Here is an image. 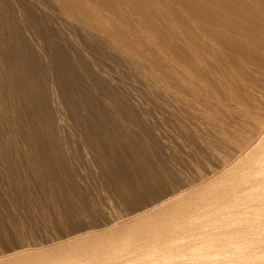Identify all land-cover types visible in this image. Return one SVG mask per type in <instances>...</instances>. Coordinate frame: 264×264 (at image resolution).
<instances>
[{
  "label": "bare ground",
  "instance_id": "obj_1",
  "mask_svg": "<svg viewBox=\"0 0 264 264\" xmlns=\"http://www.w3.org/2000/svg\"><path fill=\"white\" fill-rule=\"evenodd\" d=\"M39 219L0 264L252 263L264 0H0V237Z\"/></svg>",
  "mask_w": 264,
  "mask_h": 264
},
{
  "label": "rangeland",
  "instance_id": "obj_2",
  "mask_svg": "<svg viewBox=\"0 0 264 264\" xmlns=\"http://www.w3.org/2000/svg\"><path fill=\"white\" fill-rule=\"evenodd\" d=\"M90 181H91V184H92V187H90V192H91V190H92V192H91V194H89V195H90V197H91L92 199L94 198L93 201L95 200L96 202H98L97 205L100 204V206L106 207V209H107V207H108V205H109L110 207H108V209H111V210H109V211H111V212H120V211L123 212V210H126V207H127V208L129 207L128 204H127V205L124 204L125 202H124V201H121V200L119 199L118 196H115L116 194H114L113 191H109V189L107 188V185H106V184H105V190H104V189H101V188L99 187V185H96V184H97V180H96V178H93V179L90 180ZM93 183H95V184H93ZM101 190H102V191H101ZM103 190H104V191H103ZM98 192H99V193H98ZM102 192H103V194H102ZM104 193L107 194V195L105 194V198L102 197V195H104ZM98 194H99V195H98ZM91 195H92V196H91ZM96 195H97V196H96ZM106 196L109 197V198L106 199V198H107ZM113 196H114V197H113ZM95 198H96V199H95ZM97 200H98V201H97ZM100 200H101V201H100ZM105 200H106L107 202H108V201H109V202L107 203ZM119 200H120V201H119ZM95 201H94V202H95ZM104 201H105V203H104ZM110 201H111V203H110ZM123 202H124V203H123ZM17 203H18V202H17ZM117 203H118V204H117ZM5 204H6V208H5ZM18 204H19V203H18ZM101 204H102V205H101ZM9 205H10V204H8L7 202L4 203L3 206H2V210H3V209H5L6 211H7V210H10V209H11V206H9ZM104 205H105V206H104ZM8 206L10 207V209H9ZM123 206H124V207H123ZM36 207H37V206H36ZM121 207H122V208H121ZM7 208H8V209H7ZM123 208H124V209H123ZM5 210H4V211H5ZM112 210H113V211H112ZM6 211H5V212H6ZM9 212H11V211H7L6 213H9ZM39 220H40V219H39ZM39 220H38V221H39ZM42 220H43V222H40V221H42ZM42 220H40L39 223H38V221H32V224H30V223L28 222V223L30 224V227H31V228L29 227V225H27V227H26L25 224H28L27 222L25 223V222L20 221V220H16V222L19 221V222H21V224H20L19 222H17V224H16V222H15V223L12 222V223H11V227L9 228L8 231L11 233L10 236H13V235H14L13 237H14L15 239H12L13 237L10 238L9 235L5 234V236H3V237H5L6 239L4 238V240H3V237H0V239H1V240H0V248L3 249V248H5L6 246H9V243L11 242V240H13V241H12L13 243L11 242L10 245H11V244H12V245H16V240H17V239H20V240H26V238H29V237H31V240H28V239H27L26 241H32L33 239H35V240L40 239V240H41V239L43 238V236H44V233L47 232L48 229L50 228L49 225H50V226L53 225V224H51V222H49L48 220H44V219H42ZM64 220H65V219H64ZM45 221H46V224H47V223H50V224H49V225L47 224V225L45 226ZM34 222H36V223L34 224ZM130 222H131V221H130ZM23 223H24V224H23ZM41 223H44V224H42V225H43L42 227L40 226ZM136 223H137V222H136ZM14 224H15V225H14ZM37 224H38L39 226H38ZM16 225H17V226H16ZM24 225H25V227H24ZM31 225H32V226L34 225V226H33L34 228H33ZM35 225H37L38 227L35 226ZM131 225L134 226V224H132V223H131ZM12 226H13V227H12ZM14 226H15V227H14ZM20 226H21V229L19 228ZM17 227H18V228H17ZM35 227H36V228H35ZM12 228H13V229H12ZM23 228H26V229H25L26 231H24ZM27 228H29V229H27ZM37 228H40V229L45 228V231H43L44 229H42L43 232H41L40 229H37ZM46 228H47V230H46ZM10 229H12V231H11ZM34 229H36L35 231H38V230H39L40 233H38L39 231H38V232L31 231L32 234L34 233V234H33L34 238H33V237L31 236V232H30V230H34ZM53 229H57V230L59 229L58 232H56L57 230H53L54 232H52V229H50V231H51L52 234H54V235H55V234L57 235V233L60 234L59 232L62 231V230H60V227H57V226H55V227L53 226ZM14 230H15V231H14ZM19 231H20V232H19ZM27 231H29V232H27ZM50 231H49V233H50ZM134 231H135V230H134ZM134 231H133V230H130V231H129V232H130V235H129V236H132V237H134V238H135V237H138V235H136V234H137V231H136V232H134ZM12 232H13V233H12ZM16 232H17V233H16ZM23 232H24V233H23ZM26 232L28 233V236H29V237H27V233H26ZM55 232H56V233H55ZM19 233H20V234H19ZM25 233H26V234H25ZM29 233H30V234H29ZM35 233H38V235H37L38 237L36 236ZM41 233H42V234H41ZM47 233H48V232H47ZM15 234L17 235L16 237H15ZM24 234H25V235H24ZM146 234L148 235V233H146ZM40 235H41V236H40ZM147 235H145V236H147ZM142 236H143V233H142ZM228 236H229V235H228ZM230 236H231V235H230ZM230 236H229V237H230ZM232 236L234 237L235 235L232 234ZM36 237H37V238H36ZM39 237H41V238H39ZM225 237H227V236H225ZM229 237H227V238H229ZM233 237H232V238H233ZM21 238H22V239H21ZM227 238H224V237H223V238H220V239H221V242L224 241V240L226 241ZM9 239H10V240H9ZM29 239H30V238H29ZM230 239H231V238H230ZM6 240H7V241H6ZM14 240H15V241H14ZM228 240H229V239H227L226 242L229 243ZM38 241H39V240H38ZM14 242H15V244H14ZM3 243H4V244H3ZM7 243H8V244H7ZM17 243H18V241H17ZM224 243H225V242H224ZM230 243H232V242H230ZM262 244H264L263 241H258L257 243H255V245H257L258 247H257L256 251H254V252H255V255H253L254 252L252 251V252H253L252 255H253V257H254V258H253L254 260L252 259V257H251V259H248V258L246 259V258H245L246 261H248V263H249V260H250V261L252 260V261L254 262V264H256L257 262H258V264H259L260 262H262V260H264V245H262ZM4 245H5V247H3ZM129 246H130V247H127V246L124 245V246H121L120 248H122V249H125V247H126V248H129V249H126V251H127V250H130L131 248L133 249V247H132L131 245H129ZM176 246H177V245H174V243H173V247H175L176 249H177V248H180L179 246H177V247H176ZM250 247H252V246H250ZM120 248L118 249L119 251H117V250H114V251H113V250H112V252H113V253L115 252L116 254H113V255H112V254H111V253H112L111 251H109L108 253H106V255H105L106 258H105V257L102 258V261H101V259H100V260L97 259L98 262H97L96 260H94V261H92L93 263H92V262H89V263H90V264H91V263H92V264H98V263H99V264H101V263H102V264H105V263H106L105 261H106V259H107L108 257H109L110 259H117V258H116V255H119V257H122V256H123V259H122V258H120V259L118 258V260H120L119 262H121V261H123V260H126V261H127V260H128V258H127L128 256H130L129 258L132 257L131 255H128V252H129V254H131L130 251H127V254H126L125 250H123L124 253H125L126 255H128L127 257H124L125 254L122 253L123 251H122V249H120ZM134 248H135V247H134ZM207 248L209 249V247H205V248L203 247V248H200V249H198V250H193V251H194V252H196V251H201V249H202V250H203V249L205 250V249H207ZM248 248H249V247H248ZM248 248H247V249H248ZM132 249H131V250H132ZM169 249H171V251H172V250H173V249H172V246H170ZM181 249H182V247H181ZM181 249H180V250H181ZM183 249H184V247H183ZM210 249H212V248H210ZM135 250H136V249H133V250H132V251H134V252H133V253H134V256H133V259H131V261L134 260L135 263H134V262H131L130 260H128V261L131 262V263L128 262V264H136L137 261H136L135 259L137 258L138 251H140V250L137 249V253H136L137 255L135 254V252H136ZM248 250H250V249H248ZM174 251H178V249H177V250H174ZM257 251H258V252H257ZM261 251H262V253H260ZM119 252H121V253H119ZM178 252H179V251H178ZM248 252H249V251H248ZM256 252H257L258 254H256ZM133 253H132V255H133ZM250 253H251V250H250ZM107 254L109 255L108 257H107ZM120 254H121L122 256H121ZM110 255H111V257H112V256H113V257L115 256V258H113V257L111 258ZM126 255H125V256H126ZM135 255H136V257H135ZM252 255H251V256H252ZM109 258H108V259H109ZM125 258H127V259H125ZM249 258H250V256H249ZM103 259H105V260H103ZM110 259L107 261L106 264H108V262H109V264H110L112 261L114 262V260H111V262H110ZM121 259H122V260H121ZM137 259H138V258H137ZM259 259H260V261H259ZM243 260H244V259H243ZM95 261H96V262H95ZM100 261H101V262H100ZM244 261H245V260H244ZM255 261H256V262H255ZM103 262H104V263H103ZM116 262H118V261H116ZM253 262H252V263L250 262L249 264H253ZM262 263L264 264V261H263ZM262 263H261V264H262ZM87 264H88V263H87ZM112 264H113V263H112ZM115 264H116V263H115Z\"/></svg>",
  "mask_w": 264,
  "mask_h": 264
}]
</instances>
